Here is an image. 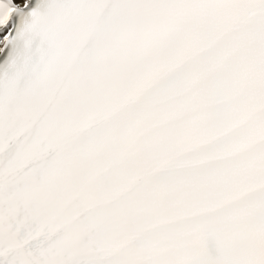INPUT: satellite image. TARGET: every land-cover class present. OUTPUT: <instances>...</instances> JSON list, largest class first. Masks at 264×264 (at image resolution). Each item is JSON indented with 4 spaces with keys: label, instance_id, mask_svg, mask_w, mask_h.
<instances>
[{
    "label": "snow or ice",
    "instance_id": "obj_1",
    "mask_svg": "<svg viewBox=\"0 0 264 264\" xmlns=\"http://www.w3.org/2000/svg\"><path fill=\"white\" fill-rule=\"evenodd\" d=\"M0 62V264H264V0H0Z\"/></svg>",
    "mask_w": 264,
    "mask_h": 264
}]
</instances>
